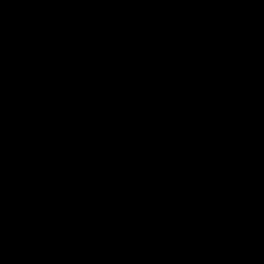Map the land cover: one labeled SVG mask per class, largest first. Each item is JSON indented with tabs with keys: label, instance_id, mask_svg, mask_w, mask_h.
Here are the masks:
<instances>
[{
	"label": "water",
	"instance_id": "obj_1",
	"mask_svg": "<svg viewBox=\"0 0 264 264\" xmlns=\"http://www.w3.org/2000/svg\"><path fill=\"white\" fill-rule=\"evenodd\" d=\"M0 264H264V0H0Z\"/></svg>",
	"mask_w": 264,
	"mask_h": 264
}]
</instances>
